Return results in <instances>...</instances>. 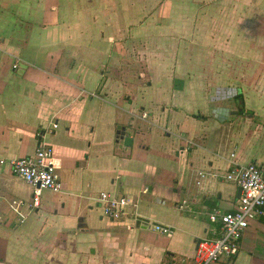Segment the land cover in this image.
Here are the masks:
<instances>
[{"label": "crops", "instance_id": "1", "mask_svg": "<svg viewBox=\"0 0 264 264\" xmlns=\"http://www.w3.org/2000/svg\"><path fill=\"white\" fill-rule=\"evenodd\" d=\"M223 1L206 15L198 0H0V264H191L220 236L233 162L264 175V0ZM131 123L133 145L117 143ZM40 142L63 189L32 209L10 162ZM102 191L137 207L112 220ZM218 264H264V219Z\"/></svg>", "mask_w": 264, "mask_h": 264}, {"label": "built area", "instance_id": "2", "mask_svg": "<svg viewBox=\"0 0 264 264\" xmlns=\"http://www.w3.org/2000/svg\"><path fill=\"white\" fill-rule=\"evenodd\" d=\"M18 64H14L17 67ZM142 119L148 114L142 112ZM54 129L58 127L53 124ZM227 174V179L242 188L240 203L236 210L230 212L215 211L210 215L212 221L220 223L221 234L214 238L200 240L194 262L191 264H218L223 258L229 261L239 253L244 233L254 219H264V175L256 162L242 165L236 162ZM12 173L23 179L32 188V209L40 206L44 191L61 192L63 182L60 175V162L55 156L54 148L40 142L35 152L28 156L13 158L10 162ZM102 212L112 220H120L131 207H137L134 200L126 195L108 191L99 194ZM16 202L13 203V206ZM24 220L23 214L16 209ZM136 216V215H135ZM152 228L163 234H170L171 228L162 224H153ZM164 264H189L184 260L172 259Z\"/></svg>", "mask_w": 264, "mask_h": 264}, {"label": "rangeland", "instance_id": "3", "mask_svg": "<svg viewBox=\"0 0 264 264\" xmlns=\"http://www.w3.org/2000/svg\"><path fill=\"white\" fill-rule=\"evenodd\" d=\"M223 0H205V1H203V0H198V2L196 3L197 4V6H198V9H200L201 11H206V12H208L206 15H210L211 13H216V11H219V13L221 12V11H224V1L222 2ZM194 4V3H193ZM223 13V12H222ZM215 22L216 23H218V25L219 26H222V24L224 25V18H220V19H216L215 20ZM224 30V29H223ZM217 37V35L215 34L214 36H213V39H215ZM182 41H180L181 42V44L182 45H184V46H186V48H189L190 49V46L192 47V46H194L193 44L195 43V37L194 36H192V35H184L183 37H182ZM209 45V44H208ZM223 48L221 47V49H220V51L222 50ZM220 53H222V51L220 52ZM224 53V52H223ZM176 117H178V118H176V120H178L179 121V123L180 122H182V120H181V116H178V115H176ZM148 118H150V117H148ZM140 119V118H139ZM142 122L141 123H143L144 125H146L145 124V122H146V119L144 120V119H140ZM171 121V120H170ZM162 125H167V122H165V123H163ZM172 125V123H170L169 124V126H171ZM172 126H174V124L172 125ZM26 219V218H25ZM24 219V220H25ZM154 230V229H153ZM155 232H157L156 230H154Z\"/></svg>", "mask_w": 264, "mask_h": 264}, {"label": "water", "instance_id": "4", "mask_svg": "<svg viewBox=\"0 0 264 264\" xmlns=\"http://www.w3.org/2000/svg\"><path fill=\"white\" fill-rule=\"evenodd\" d=\"M133 127V124L129 125H118L116 130V142L121 143L124 146H132L134 138L128 134V130ZM242 194V188H239V195Z\"/></svg>", "mask_w": 264, "mask_h": 264}, {"label": "trees", "instance_id": "5", "mask_svg": "<svg viewBox=\"0 0 264 264\" xmlns=\"http://www.w3.org/2000/svg\"><path fill=\"white\" fill-rule=\"evenodd\" d=\"M241 97V96H240Z\"/></svg>", "mask_w": 264, "mask_h": 264}]
</instances>
